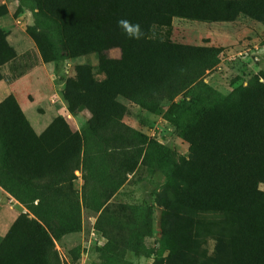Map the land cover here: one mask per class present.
Here are the masks:
<instances>
[{"label": "rangeland", "instance_id": "1", "mask_svg": "<svg viewBox=\"0 0 264 264\" xmlns=\"http://www.w3.org/2000/svg\"><path fill=\"white\" fill-rule=\"evenodd\" d=\"M222 1L227 0H165L174 15L168 26L150 25L147 39L216 49L217 64L204 74L201 83L221 96L254 83L264 89V0H235L241 5L234 8L231 20L225 17L232 12H221L229 8L218 7ZM37 3L0 0V102L12 98L35 137L50 125L54 132L65 126L80 135L85 145L74 178L59 184L49 183L50 177L21 173L22 162L14 157L15 152L7 153L13 169L10 172L0 142V185L18 203V216L40 224L44 220L48 225L52 251L37 264H182L171 259V250L181 244L178 234H182V227L177 218H168L162 205L169 199L174 171L188 159V144L180 129L186 123L176 115L188 102L187 94H179L153 111L117 96L108 107L120 112V123L139 135L141 154L137 158L134 152L129 162L121 151L100 148L87 132L91 111L74 101L69 110L64 91L66 85L75 86L68 83L76 78L102 79L100 67L104 65L94 53L78 57L60 53L62 37L38 14ZM37 27L48 31L42 47L51 61L41 59L37 49L41 31ZM49 40L56 54L46 46ZM122 53L114 47L102 55L112 62ZM169 69H175L174 65ZM6 131L2 130L5 137L11 134ZM45 143L40 141L43 148ZM149 143L152 148L143 158ZM130 164L131 171L117 174V170L127 171ZM43 184L60 188V193L42 196L38 188ZM258 189L264 193V183ZM187 218L191 226L190 264H216L215 243L202 231V221L190 213L183 214L181 221ZM12 224L0 238V264H26L23 255L33 235L24 222Z\"/></svg>", "mask_w": 264, "mask_h": 264}, {"label": "trees", "instance_id": "2", "mask_svg": "<svg viewBox=\"0 0 264 264\" xmlns=\"http://www.w3.org/2000/svg\"><path fill=\"white\" fill-rule=\"evenodd\" d=\"M37 2L38 14L51 22L62 37L58 43L60 53L69 57L94 53L104 65L100 67L102 79L76 78L68 83L71 86L76 83L75 86L66 85L64 91L69 110L73 109L74 101L91 111L87 132L100 148L121 151L129 157V162L133 161L134 152L138 153L137 158L141 154L137 147L141 144L139 135L120 123V112L108 107L117 96L153 111L161 103L187 94L188 102L176 115L186 123L180 129L188 144V159L174 171L169 199L162 205L168 218H177L182 227V234H178L181 244L171 250V259L182 264L191 262L188 251L191 226L188 218L181 221L183 214L190 213L202 221V231L215 243L213 262L264 264V193L258 189L264 183L263 87L254 83L229 96H221L201 83L204 74L217 64L216 49L148 40L150 25L168 26L169 18L174 15L173 7L169 8L165 0ZM239 4L227 0L218 7L229 8L221 12H232L225 17L231 20ZM121 18L139 23L144 37L138 41L128 39L117 26ZM37 28L41 31L37 36L41 59L51 61L53 58L42 47L48 31ZM46 46L56 54L50 40ZM114 47L122 49L120 59L105 61L102 53ZM171 65L175 69H169ZM51 127L35 137L14 100L9 97L0 102L2 158L9 171L13 169L7 153L15 152L14 157L22 162L23 174L50 177L49 183L59 184L74 178L73 171L78 168L80 153L85 149L84 141L65 126L58 132L50 130ZM2 130L11 134L5 137ZM43 139L44 148L40 144ZM151 148V143L145 146L143 158ZM157 157L162 159L163 155ZM132 168L130 164L127 171L117 170V174H127ZM38 190L42 196L60 193V188L53 189L50 184H43ZM21 222L33 235L23 255L26 264L43 263L52 251L47 223L19 215L12 226Z\"/></svg>", "mask_w": 264, "mask_h": 264}, {"label": "crops", "instance_id": "3", "mask_svg": "<svg viewBox=\"0 0 264 264\" xmlns=\"http://www.w3.org/2000/svg\"><path fill=\"white\" fill-rule=\"evenodd\" d=\"M16 204L18 203L0 187V238L4 237L19 214Z\"/></svg>", "mask_w": 264, "mask_h": 264}, {"label": "clouds", "instance_id": "4", "mask_svg": "<svg viewBox=\"0 0 264 264\" xmlns=\"http://www.w3.org/2000/svg\"><path fill=\"white\" fill-rule=\"evenodd\" d=\"M117 26L128 39L138 41L144 37V31L139 23H133L128 19L121 18L118 20Z\"/></svg>", "mask_w": 264, "mask_h": 264}]
</instances>
